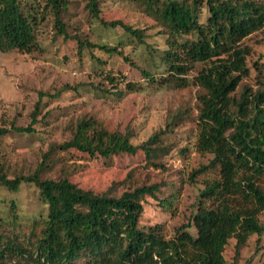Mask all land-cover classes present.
I'll return each instance as SVG.
<instances>
[{"label": "trees", "instance_id": "16d2710c", "mask_svg": "<svg viewBox=\"0 0 264 264\" xmlns=\"http://www.w3.org/2000/svg\"><path fill=\"white\" fill-rule=\"evenodd\" d=\"M150 16L167 35L161 51V77L135 64L124 54V45L96 44L79 36L80 53L91 50L98 64L105 61L95 54L101 50L138 68L149 82L198 86L197 149L212 159L198 172L218 170V177L206 182L203 199L193 224H183L173 237L164 232V222L144 220L146 202L157 199L165 209L171 199L158 197V184H144L121 194L97 192L80 187L69 178H42L32 175L9 177L0 165V183L17 191L23 183L35 184L47 205L46 216L34 220L33 231L25 240L0 234V264H227L224 252L229 240L237 239L240 252L251 234H261L264 225V53L255 56L247 40L264 29V0H131ZM93 15L107 26H121L129 35L145 43L143 28L122 19L105 21L99 0H87ZM70 0H46L45 10L55 15L59 32L69 37L62 19ZM39 5L22 0H0V50L33 53L41 49L38 25ZM44 10V11H45ZM43 12V10H42ZM201 67L190 79L188 76ZM114 85L124 81L106 74ZM118 79V80H117ZM131 91L141 84L124 82ZM40 102L34 112L36 115ZM21 132L34 131L33 125L13 126ZM10 130L0 128V136ZM160 133L141 144L118 130L102 126L94 118L77 122L73 136L60 145L103 158L145 152L152 158L158 150ZM195 173V172H194ZM194 226L196 233L189 228Z\"/></svg>", "mask_w": 264, "mask_h": 264}, {"label": "rangeland", "instance_id": "374dc122", "mask_svg": "<svg viewBox=\"0 0 264 264\" xmlns=\"http://www.w3.org/2000/svg\"><path fill=\"white\" fill-rule=\"evenodd\" d=\"M22 1L39 5L38 14L43 15L37 29L41 49L30 54L0 50V128L10 130L0 136L4 172L15 177L40 171L42 178L67 177L85 189L117 194L156 183L161 188L158 197L172 200L168 206L172 213H162L165 207L149 198L145 222L165 220L168 237H173L181 225L193 224L199 205L212 203L202 196L206 182L218 177L214 168L197 171L212 159L211 154L199 152L196 145L198 86L192 82L184 87L149 82L123 56L96 49L95 54L105 61L98 64L91 58V50L80 53L75 37L96 44H122L121 49L125 43L124 54L161 77L166 75L160 54L167 48V35L131 0H99L102 18L122 19L143 28L145 43L121 26H107L93 17L87 0H70L62 14L69 37L59 32L53 11L45 10L46 0ZM247 42L255 56L264 53V29ZM200 67L197 64L188 77L191 79ZM107 73L124 81L114 85ZM128 80L141 87L129 90L124 83ZM84 118H94L104 127L121 131L134 144L158 132L157 145L161 149L151 159L143 151L103 158L75 148L62 149L60 145L72 138L77 122ZM31 124L32 132L13 129ZM259 183L264 189V175ZM47 211L35 184L23 183L13 191L0 183V234L25 240L33 231L34 220L41 221ZM259 219L264 225V211ZM189 230L196 233L194 226ZM236 242L235 237L231 238L225 248L227 264H264V231L251 234L240 252Z\"/></svg>", "mask_w": 264, "mask_h": 264}]
</instances>
